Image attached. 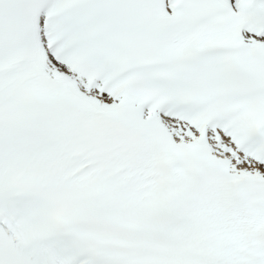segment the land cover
<instances>
[{
	"label": "snow or ice",
	"instance_id": "1",
	"mask_svg": "<svg viewBox=\"0 0 264 264\" xmlns=\"http://www.w3.org/2000/svg\"><path fill=\"white\" fill-rule=\"evenodd\" d=\"M0 264H264V0H0Z\"/></svg>",
	"mask_w": 264,
	"mask_h": 264
}]
</instances>
